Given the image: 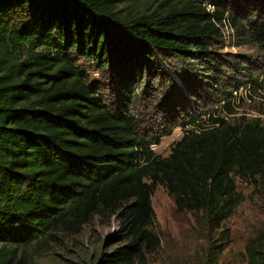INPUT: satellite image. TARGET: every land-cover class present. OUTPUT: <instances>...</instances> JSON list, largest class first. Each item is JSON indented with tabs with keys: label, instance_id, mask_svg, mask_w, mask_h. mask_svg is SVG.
Segmentation results:
<instances>
[{
	"label": "trees",
	"instance_id": "16d2710c",
	"mask_svg": "<svg viewBox=\"0 0 264 264\" xmlns=\"http://www.w3.org/2000/svg\"><path fill=\"white\" fill-rule=\"evenodd\" d=\"M234 8L229 0H0V264H21L27 248L78 234L95 216L114 217L121 242L98 264H146L160 246L158 185L176 211L199 216L215 264L228 241L222 223L243 200L235 177L264 179V126L230 123L209 107L146 127L129 102L143 68L177 86L158 58L181 80L191 69L175 61H215L208 48L222 44L226 22L264 52V8L245 18ZM80 59L108 76V92ZM198 65L195 75L208 76ZM204 83L227 114L233 93L264 90V76L248 73ZM176 127L186 130L160 157L151 145ZM246 252L248 264H264V231Z\"/></svg>",
	"mask_w": 264,
	"mask_h": 264
},
{
	"label": "rangeland",
	"instance_id": "374dc122",
	"mask_svg": "<svg viewBox=\"0 0 264 264\" xmlns=\"http://www.w3.org/2000/svg\"><path fill=\"white\" fill-rule=\"evenodd\" d=\"M229 3L241 13L242 18L264 8V0H229ZM240 32V29L235 31L227 22L224 23L221 27L222 44L208 48L215 61L198 56L200 59L196 62L210 71L208 76L195 75L203 72L196 68L199 65L195 62L186 64L175 61L178 68L191 69V72H183L184 80H181L158 58L162 67L172 73L177 83V86L171 87L165 75L159 77V68H154L156 78L151 73L147 74L146 68H143L141 82H133L132 86L136 97L129 102L133 112L139 117L140 125L157 128L162 122H167L168 125L181 120L183 112L190 108L197 113L210 107L215 115L224 117L230 123L248 121L264 126L262 88L252 89L248 86L233 93V113L227 114L221 106H214L208 86L204 83L212 75L232 79L236 75L248 73L258 75L260 81L263 79L264 52ZM79 64L89 71L92 79L100 82L101 87H106L105 92H108L110 79L106 74L92 62L80 59ZM190 128L187 126L186 129ZM186 129L174 128L158 144H152L151 149L160 157H167L174 142L182 137ZM235 183L243 200L233 215L222 223L220 229L226 231L224 233L227 234L228 241L217 256L215 264H248L246 245L264 231V179L259 175L235 177ZM151 204L160 246L155 252L146 254V264H214L210 258L209 232L199 216L188 211H176L173 197L160 185L153 191ZM118 231L119 225L114 217L103 221L95 216L78 234H58L54 241L27 248L21 264H98L102 254L110 252L121 243L116 238ZM224 233L222 236H213L217 237L216 243L222 240Z\"/></svg>",
	"mask_w": 264,
	"mask_h": 264
}]
</instances>
